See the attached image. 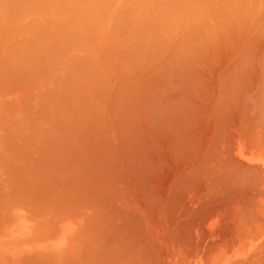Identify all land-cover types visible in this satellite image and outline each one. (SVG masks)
Wrapping results in <instances>:
<instances>
[{
    "label": "bare ground",
    "instance_id": "bare-ground-1",
    "mask_svg": "<svg viewBox=\"0 0 264 264\" xmlns=\"http://www.w3.org/2000/svg\"><path fill=\"white\" fill-rule=\"evenodd\" d=\"M105 1L0 0V264H264V0Z\"/></svg>",
    "mask_w": 264,
    "mask_h": 264
},
{
    "label": "rangeland",
    "instance_id": "rangeland-1",
    "mask_svg": "<svg viewBox=\"0 0 264 264\" xmlns=\"http://www.w3.org/2000/svg\"><path fill=\"white\" fill-rule=\"evenodd\" d=\"M103 1H104V0H103ZM109 1H110V0H106V1L104 2V4H105L106 2L108 3ZM121 1H122V0H121ZM123 2H124V1H123ZM100 4H101V3H100ZM128 5H129L131 8H132V6H133V5L131 6L129 2H128ZM103 6H105V5H103ZM129 6H128V7H129ZM130 7H129V8H130ZM127 9H128V8H127ZM96 13H97V12H96ZM96 13H95V14H96ZM97 14H98V13H97Z\"/></svg>",
    "mask_w": 264,
    "mask_h": 264
}]
</instances>
